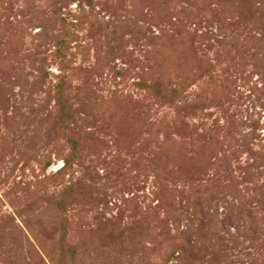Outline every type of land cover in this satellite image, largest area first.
<instances>
[{
    "label": "rangeland",
    "instance_id": "374dc122",
    "mask_svg": "<svg viewBox=\"0 0 264 264\" xmlns=\"http://www.w3.org/2000/svg\"><path fill=\"white\" fill-rule=\"evenodd\" d=\"M0 264H264V0H0Z\"/></svg>",
    "mask_w": 264,
    "mask_h": 264
}]
</instances>
